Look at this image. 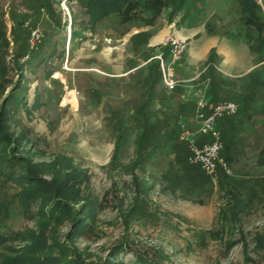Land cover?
<instances>
[{"label": "rangeland", "instance_id": "1", "mask_svg": "<svg viewBox=\"0 0 264 264\" xmlns=\"http://www.w3.org/2000/svg\"><path fill=\"white\" fill-rule=\"evenodd\" d=\"M42 1L0 0L8 40L2 50L0 106L11 93L15 96L0 121L7 134L0 137V158L22 156L43 184L63 183L70 211H84L90 229L69 236L71 215L52 217L53 202L41 198L26 212L16 206L1 211L19 185H4L0 174V231L26 233L33 243L57 241L69 256L76 250L87 264L102 263L119 243L125 248L116 260L127 264H138L137 254L157 264H264V242L257 243L258 235L264 236V162L258 160L264 148V33L243 25L237 6L228 0H165L157 13L140 0L131 21L111 14L94 26L83 0H50V9L39 10ZM14 12L27 15V32L14 31ZM28 29L31 34L37 30L39 38ZM168 34L185 38L186 47L213 34L219 45L226 42L227 60L262 61L247 75H217L211 64L212 70L198 77L203 83L196 94L214 93L211 86L218 82L226 89L216 92L217 99L238 104L237 113L225 117L235 119L237 127L220 129L221 156L232 170L227 183L175 159L185 155L175 128L183 105L179 92H171L164 110L158 103L152 107L158 121L171 127L144 133L145 138L152 131L163 136L162 154L137 163L142 128L132 112L145 92L141 69ZM151 37L160 42L148 47ZM25 47L29 54L19 57ZM211 58L215 64L220 60L215 52ZM204 65L199 62L193 70ZM70 90L75 102L64 101ZM25 166L26 161L17 172ZM253 188L257 194L245 204ZM21 239L8 243L16 254L30 243ZM52 249L58 256L60 248Z\"/></svg>", "mask_w": 264, "mask_h": 264}, {"label": "trees", "instance_id": "2", "mask_svg": "<svg viewBox=\"0 0 264 264\" xmlns=\"http://www.w3.org/2000/svg\"><path fill=\"white\" fill-rule=\"evenodd\" d=\"M140 0H83V5L85 7V11L88 14V22L90 26H94L97 22L101 21L105 17L116 14L120 17L121 22H128L132 20L133 13H135V9L138 8ZM232 6L236 5L237 9L240 13L239 20L242 22L243 25L246 27H256L261 34L264 33V0H260L261 2H258L257 0H228ZM166 4L165 0H144V5L148 8H153L155 10V13L159 12L160 9ZM50 0H43L39 5L38 9L41 10L43 7L48 6L50 9ZM50 6V7H49ZM18 12H14L12 15V19L15 23L14 31L15 32H22L26 31L25 27V21L27 18L26 14H17ZM20 16H22V20H20ZM6 25L3 21L0 20V67L2 64H4V55H3V46L8 45V40L6 36ZM28 34L31 35V31L28 29ZM264 39V34H263ZM264 44V40H263ZM253 50L257 49V46H251ZM160 51L164 55L165 58L168 57L169 54V48L168 47H160ZM28 49L27 47L21 49L18 52L19 57L28 55ZM211 56L208 58V62H213L211 60ZM146 67L141 69L144 73V77L142 78V82L145 87V92L142 95L141 101L137 104L135 112H132V117H135L136 123L138 125V128H142L140 130V136L136 142V158L137 163L140 165L144 163L145 161L161 155L162 150H159L162 146L159 145L160 140L163 136L158 135L157 131H152V134L150 136H147L145 138L144 133L146 129L150 130L151 128H170L167 123L163 124L162 121H158V116L155 112L152 113V111H149L148 108L152 103V100L157 97L160 94V83L162 84L161 79V70L159 65V60L155 57H151L149 61L146 62ZM211 64H208L207 68H210ZM214 84V83H213ZM213 84L211 86V90L213 88ZM163 86V84H162ZM164 89V87H163ZM177 89V88H176ZM175 89V90H176ZM174 90V91H175ZM172 91V92H174ZM209 94V93H208ZM207 94V95H208ZM214 93H210V95H214ZM15 98V96L11 93L6 100L4 101V104L0 106V121L2 118L6 116L7 112V103L11 102L12 99ZM215 98L212 97V100ZM216 102V101H212ZM166 126V127H165ZM178 128V126H175V128ZM2 128L0 127V137L6 136V133H2ZM179 132V131H178ZM178 138V133H177ZM4 139V138H2ZM179 143L184 145L185 147V155L183 156H177L175 159L178 162H182L184 159L188 164L190 165H196L191 164L188 162V149L186 145L181 142L178 138ZM224 149V147H223ZM222 155V151L220 153ZM222 157V156H221ZM14 161L13 159H16ZM25 158L22 156H14L12 153L8 155V157L0 158V174L3 177V183L4 185H7L9 183H12L13 181L16 183H12L13 186L19 185V187H16L12 193V198L10 202H8V206L6 203L2 204V210L5 209H11L13 206L18 207L22 212H26L27 209L31 206L30 203L33 202V200L37 198H41L42 200L46 202H53L51 206V213L52 217L53 214L56 219H59V217L64 216H70L71 215V231L69 232V236L80 234L83 232H86V230L89 228V223L85 222V216L84 211L80 212L79 214L74 213V211H70L71 206L68 202V200H64L65 198L62 196L65 192L66 186L63 183H55V182H46L50 185H45L41 181H39V177L32 174L30 172V166H27L28 160L26 159V166L25 169L22 170L18 169L20 172H17L16 168L22 167L24 164ZM227 162V158L225 159ZM261 163L264 162V148H261L259 159ZM22 164V165H21ZM199 166V165H197ZM200 167V166H199ZM201 168V167H200ZM202 169V168H201ZM203 170V169H202ZM204 172V170H203ZM204 174L210 178L205 172ZM217 174L221 176L220 178L227 183V176L223 171L218 170ZM190 178V176H187ZM30 187V188H28ZM49 190V191H48ZM52 193V194H51ZM65 194V193H64ZM257 194V191L253 188L251 190V193L249 194V197L245 201V204L251 203ZM55 196L61 197V199H58L63 202H58L55 199ZM44 197V198H42ZM63 198V199H62ZM55 201V202H54ZM2 213V212H1ZM64 213V214H62ZM58 221V220H57ZM44 232L42 231L41 234ZM23 238V239H21ZM34 237H30L26 233L22 232H1L0 231V246L3 248L2 251H0V264H87L85 263L81 255L77 253L76 250H73L72 256H69V249L65 247L64 245H61L59 242H54V244H48L45 240L42 242H35ZM36 238V237H35ZM21 239L22 241L30 242L27 244L23 249L21 253H17L13 250L8 243L17 241ZM264 242V236L258 235L257 237V243L259 246H262ZM61 245V246H60ZM60 248V253L58 256H53V249L52 248ZM125 248L124 244H117L112 246V248L109 250V258L105 259L100 264H127L122 261H117L116 257L119 254L120 251H122ZM10 252V253H8ZM135 261L138 264H157L154 260L149 259L145 256L136 255Z\"/></svg>", "mask_w": 264, "mask_h": 264}, {"label": "built area", "instance_id": "3", "mask_svg": "<svg viewBox=\"0 0 264 264\" xmlns=\"http://www.w3.org/2000/svg\"><path fill=\"white\" fill-rule=\"evenodd\" d=\"M31 35L34 39L40 36L37 30H33ZM161 46L169 48L168 57L165 58L160 50L154 57L159 60L164 89L172 92L185 85V82L176 76L175 65L186 49V39L168 34L161 41ZM181 97L185 98L186 95L182 94ZM194 103L193 124L196 130H192L190 123L185 120L179 122L178 138L188 149V162L199 165L211 179L217 178L218 170L231 175L232 170L228 162L220 155L224 145L216 123L220 119L235 115L238 104L232 100L212 102L204 92L196 94ZM197 134L203 137L208 135L209 139H200Z\"/></svg>", "mask_w": 264, "mask_h": 264}, {"label": "crops", "instance_id": "4", "mask_svg": "<svg viewBox=\"0 0 264 264\" xmlns=\"http://www.w3.org/2000/svg\"><path fill=\"white\" fill-rule=\"evenodd\" d=\"M1 21H3L6 25V22L3 19ZM213 34H216V33H213ZM213 34L207 35V36L204 35L200 37L196 42L189 44V46L186 47L184 53L182 54L180 60L175 65L176 76L185 82L184 86H180L174 92H172V93H175L176 95L179 92L180 94L178 95L180 99H182V102H183V105L180 106L181 109L178 113L180 116V118L178 119V127H179V122L182 120H185L188 123H190L192 128H195V125L193 124V115H194V108H195L194 98L197 93L198 85L203 83V82L201 83V81L198 80V77L201 75L202 72L207 70L208 64H212L215 67L217 72L214 71V73H216L217 75L224 74V75H232V76L247 75L251 73L252 71H254L258 66L260 67V65L262 64V61H257V62L250 61V57H248L247 60L242 59L241 61H236V62L227 60L229 56V51L226 49L227 47L226 42L224 41L222 45H219L220 44L219 41L215 38V35ZM153 41H154L153 37H151V39L148 41L146 46L151 47L160 42V40L154 41V42ZM155 50H157L158 52L159 51L158 47L155 48ZM212 52H215L220 57V60H218L217 64H215L214 61L211 63L208 62V58L211 56ZM199 62H203L206 65H204V67L200 71L195 72L193 69L195 68V64ZM137 67L138 65L132 66L130 67V70L136 69ZM209 70H212V69L210 68ZM227 70L229 71L235 70L238 73L229 74ZM127 72H128V69L122 72L120 74L121 76L119 77H124V75ZM159 85H160V90H161L160 94L152 100V103L148 108L149 111L152 110V113L154 112L152 109L154 105L155 107L158 104L163 105L162 109L164 110L167 107L169 95L171 94V92H168L165 89H163V86L161 83ZM213 88H214L215 94L214 95L208 94L206 95V97L210 101H219V99H217L219 95H217L216 92L219 91L220 89H226V88H224V84H219L218 82H215V84H213ZM182 94H185L186 97L182 98L181 97ZM212 97H214L215 99L212 100ZM141 99H142V96L139 98L138 103L141 101ZM241 104L242 103H240V106ZM186 109L188 110L186 111ZM216 126L219 130L221 129L222 131H226L228 130V128H236L237 122L235 121V119L230 120L229 118H225L223 120H219L216 123Z\"/></svg>", "mask_w": 264, "mask_h": 264}, {"label": "bare ground", "instance_id": "5", "mask_svg": "<svg viewBox=\"0 0 264 264\" xmlns=\"http://www.w3.org/2000/svg\"><path fill=\"white\" fill-rule=\"evenodd\" d=\"M66 100L74 101V102L76 101V95H75L74 90L68 91L64 101H66Z\"/></svg>", "mask_w": 264, "mask_h": 264}]
</instances>
